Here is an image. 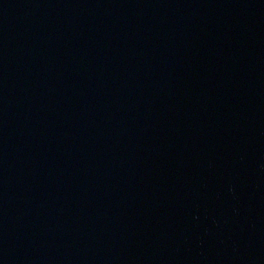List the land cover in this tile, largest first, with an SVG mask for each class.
Masks as SVG:
<instances>
[{"label": "water", "instance_id": "95a60500", "mask_svg": "<svg viewBox=\"0 0 264 264\" xmlns=\"http://www.w3.org/2000/svg\"><path fill=\"white\" fill-rule=\"evenodd\" d=\"M0 264H264V0H0Z\"/></svg>", "mask_w": 264, "mask_h": 264}]
</instances>
